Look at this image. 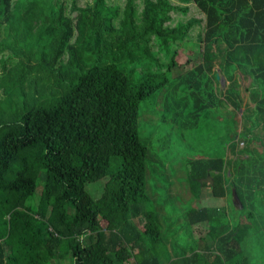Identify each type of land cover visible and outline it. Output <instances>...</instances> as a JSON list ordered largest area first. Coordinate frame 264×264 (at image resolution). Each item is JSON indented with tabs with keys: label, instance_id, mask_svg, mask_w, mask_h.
Here are the masks:
<instances>
[{
	"label": "trees",
	"instance_id": "trees-1",
	"mask_svg": "<svg viewBox=\"0 0 264 264\" xmlns=\"http://www.w3.org/2000/svg\"><path fill=\"white\" fill-rule=\"evenodd\" d=\"M190 41L200 51L178 64ZM218 69L240 103L238 79L251 77L239 133L261 155L172 171L140 132L141 102L184 86L191 127L223 101ZM252 126L264 129V0H0V264H252L244 242L264 233V134ZM103 178L96 197L88 185ZM207 185L234 192L236 223L225 205H195Z\"/></svg>",
	"mask_w": 264,
	"mask_h": 264
},
{
	"label": "rangeland",
	"instance_id": "rangeland-1",
	"mask_svg": "<svg viewBox=\"0 0 264 264\" xmlns=\"http://www.w3.org/2000/svg\"><path fill=\"white\" fill-rule=\"evenodd\" d=\"M187 49H180L175 55V60L178 64H182L186 61L188 53L191 51H200V44L190 41L187 44ZM188 69L190 67H187ZM187 68H174L173 76L186 72ZM211 74V73H210ZM240 75V74H239ZM220 78V83H217ZM212 85L214 89L220 88V91L224 93L223 101L216 102L213 99V103L201 114V117L197 122L191 127H186V114L187 111L184 108L186 91L184 86L179 87L175 93L171 94L169 97H165L168 91L165 90L157 92L152 97L141 102L139 108V126L142 136L150 140L152 144L151 153L156 155V157H162V160L166 163L167 168L174 171V168L185 170L187 167V160L189 157L194 158L198 156H224L228 159L237 156L247 157L248 154L253 158L254 156H259L260 151L256 148L250 146L251 140L248 139L247 134L243 133L240 136L239 131H248L245 123L242 119V112L245 106L253 107V103L250 102V91L248 87L252 81L251 77H244L241 75L238 79L239 89L237 90L241 94V103L239 96L235 92H229L226 88L228 83L223 73L220 74L219 69L217 71V76H212ZM172 85H170L171 87ZM169 87V89H170ZM170 91V90H169ZM179 101V105L175 101ZM183 100V101H182ZM237 100V101H236ZM240 103V110L235 109V105ZM173 112H178V118L176 120L170 119V115ZM256 116L254 115L251 122L256 123ZM242 120V122H241ZM250 132H261L264 134V129L259 126L256 128L252 126L249 128ZM238 136L241 137L238 140ZM244 140V141H243ZM246 152H241L242 148L246 146ZM253 145H258L257 143H252ZM262 150L261 148H259ZM246 169L244 175L246 177L252 176V163L245 162ZM234 167L231 166V170ZM170 173V171L168 172ZM161 178L157 176V179ZM181 178H185L181 176ZM228 175V179H230ZM175 180V177H173ZM107 178H103L96 183L88 185L89 189H94L95 196L99 197L102 191V184L105 183ZM181 180V179H179ZM209 182V181H207ZM259 181L256 180L250 188H256ZM43 185L40 182L38 190L36 192V199L39 197L40 191ZM179 183L175 184L174 191H177ZM248 186H246L247 188ZM166 191H160L159 195L166 197ZM177 199V197H176ZM195 205H208L221 207L226 206L230 218L233 223H236L241 217V206L236 204L234 198V192L226 197L214 196L212 188L207 185L203 188L201 198L195 203ZM259 209L264 212V204H260ZM144 218H140V222L144 223ZM101 225L106 226V221L101 217ZM263 231V229H261ZM194 235L196 237H203L206 233V228L200 224L193 226ZM247 253L252 259V264H264V233L260 235L257 233V239L252 237L244 242ZM64 264H69L65 261Z\"/></svg>",
	"mask_w": 264,
	"mask_h": 264
},
{
	"label": "water",
	"instance_id": "water-1",
	"mask_svg": "<svg viewBox=\"0 0 264 264\" xmlns=\"http://www.w3.org/2000/svg\"><path fill=\"white\" fill-rule=\"evenodd\" d=\"M205 180H206V181H210L211 183H213V178H212L211 176L205 178ZM235 195H236V193H235Z\"/></svg>",
	"mask_w": 264,
	"mask_h": 264
}]
</instances>
